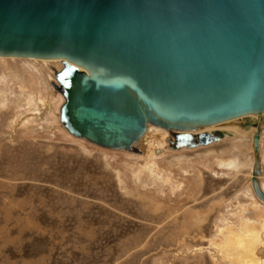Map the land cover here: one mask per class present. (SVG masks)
<instances>
[{
	"label": "rangeland",
	"instance_id": "1",
	"mask_svg": "<svg viewBox=\"0 0 264 264\" xmlns=\"http://www.w3.org/2000/svg\"><path fill=\"white\" fill-rule=\"evenodd\" d=\"M42 63L0 58V264H218L223 220L264 216L251 135L155 154L151 174L152 152L102 148L60 127L62 98ZM260 150L264 160L263 134ZM238 158V169L218 166Z\"/></svg>",
	"mask_w": 264,
	"mask_h": 264
},
{
	"label": "water",
	"instance_id": "2",
	"mask_svg": "<svg viewBox=\"0 0 264 264\" xmlns=\"http://www.w3.org/2000/svg\"><path fill=\"white\" fill-rule=\"evenodd\" d=\"M0 55L60 58L59 124L109 149L143 154L148 125L166 132L155 152L194 149L245 115L264 200V0H0Z\"/></svg>",
	"mask_w": 264,
	"mask_h": 264
},
{
	"label": "bare ground",
	"instance_id": "3",
	"mask_svg": "<svg viewBox=\"0 0 264 264\" xmlns=\"http://www.w3.org/2000/svg\"><path fill=\"white\" fill-rule=\"evenodd\" d=\"M1 57L5 58H23V59H30L31 61H41V63L44 61L46 65L48 66L49 71H51L52 79L54 78L53 74V68L52 65H56L57 68L61 66V59L60 58H37V57H22V56H3ZM43 62V63H44ZM42 63V64H43ZM52 79L50 81L51 83V89L54 92V94H58L61 98V94H59L56 90V88L52 84ZM1 82V81H0ZM33 98L29 97L28 103L32 104ZM1 102V101H0ZM29 111V110H28ZM59 114V110H58ZM254 117H260L261 119V138L262 134L264 135V112L262 114H252ZM245 115L236 116L233 118H228L226 120L205 126L203 128L199 129H213V128H227L235 132V135L232 137H228L223 139L221 142L212 143L209 145L200 146L195 149L208 147L212 145H216L219 143H222L225 140L237 138L238 136H249L251 135L253 138L254 132H256V128L252 127L250 129H246L243 126H241V122L244 120ZM57 121H58V115H57ZM59 124V122H58ZM60 125V124H59ZM60 127H62L60 125ZM63 128V127H62ZM64 129V128H63ZM66 132H68L66 129H64ZM69 133V132H68ZM70 134V133H69ZM71 135V134H70ZM166 132L160 128L153 125H148L146 137L148 138V144H147V150L143 153V156H145L147 153L152 152V162H149L148 169L151 172V174H154V172L159 169L158 165L155 163V158L162 155L164 152L167 151V149H163L160 152H155V148L158 146H161L163 144V139L165 138ZM72 136V135H71ZM75 137V136H73ZM77 138V137H76ZM80 139V138H79ZM83 140V139H82ZM86 141V140H85ZM89 142V141H87ZM91 143V142H90ZM94 144V143H92ZM97 145V144H95ZM99 146V145H97ZM102 147V146H100ZM106 148V147H102ZM253 148V146H252ZM109 149V148H106ZM116 150V149H112ZM187 150H194V149H187ZM176 151V150H175ZM184 151V149L179 150ZM160 154V155H155ZM253 155L254 150H253ZM151 159V158H150ZM254 164V159H253ZM220 165H218L220 168H223L225 166H231L230 168H237L242 167L245 163V161L241 158L238 159H222L218 162ZM261 165L263 167V173L260 175L261 178V186L264 189V160L262 157V151H261ZM223 166V167H222ZM157 175V174H156ZM161 179L163 177L161 175H157ZM171 176H169L170 178ZM252 177H253V165H252V171L250 173V181H251V189L258 200L257 205L260 207L261 205L264 206V200L260 198L254 191L252 186ZM260 202V203H259ZM248 207L241 206L240 210L236 212L237 216L242 215L244 211H246ZM264 209V208H263ZM233 213V212H232ZM232 215V214H231ZM221 240L220 242H215L213 250V255L218 261V264H264V216L258 219H249L248 217L244 218V221L241 222H235L233 220L226 219L223 220V225L221 226V229L218 233V236Z\"/></svg>",
	"mask_w": 264,
	"mask_h": 264
}]
</instances>
